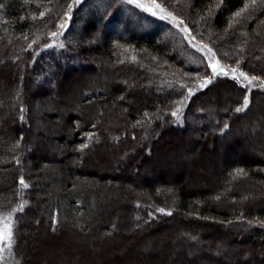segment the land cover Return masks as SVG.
I'll return each instance as SVG.
<instances>
[{
	"label": "trees",
	"instance_id": "obj_1",
	"mask_svg": "<svg viewBox=\"0 0 264 264\" xmlns=\"http://www.w3.org/2000/svg\"><path fill=\"white\" fill-rule=\"evenodd\" d=\"M75 1L77 2V0H0V57L12 63L21 62L23 66L30 68L26 86L23 87L25 79L22 78L17 93L9 95L6 100L12 109L13 116L10 117L14 121V128L7 126L10 120L7 115L5 129L8 131V128H11L12 132H9L11 142L2 148L3 157L0 158V190H3L4 198L8 199L5 204L7 207L0 210V264H39L35 261V248L29 232L33 226L39 224L35 213H39L40 206H47L44 209L47 214L45 221L51 230L60 225V218L63 215L75 222L87 224L93 215L98 214L96 203L91 204V200L99 192L90 191L84 183L89 176L83 175L80 169L76 166L71 167L68 163L74 159L83 163L84 154L91 148L94 149L93 141L102 133V130H97L93 112L90 113L92 108L88 109L90 108L88 105H92V101L97 102L99 111L103 112L107 107V104L102 105L105 100L110 99L111 102L118 104L125 93L120 92V86L112 82L115 79L114 75L110 77L112 81H109L108 86L107 83L101 85L98 79L94 82L93 89L79 98L77 103H67L65 95L70 92L72 83L77 87L83 86L87 78V75H78L76 79H70L69 72L75 73L76 70L82 72L83 68L88 70L87 62L98 57L103 59L106 66L116 70V75L123 73L124 69H131L138 77L140 76L142 84L147 85L149 92L161 90L162 94L150 103L151 110L143 111L142 107L148 104L145 102L141 104L142 106L136 104L135 107H126L125 117L131 122L130 139L135 132L146 127L150 126L152 130L159 128V124L152 121L153 119L159 117L171 119L172 113L182 107L183 116L179 117L181 122L179 125L174 124V129L184 132L189 128L188 117L196 119L199 116L198 113L189 111L190 103L205 100L209 89L187 94L188 90L197 86L199 80L195 77L198 72L196 68L186 66L178 53L171 52L166 44L160 42L164 33L174 34L175 27L169 21L153 18L135 8H127L132 16H128L126 20L121 8L122 0L119 2L109 0L107 5L103 0H96L103 8L97 7L91 0H82L78 5ZM150 1L156 2L165 11L180 19L190 30L191 38L211 48L220 63L237 60L242 68H245V63L253 64L250 73L264 81L262 76L264 73L260 75L264 65H257L264 63V0ZM89 3L90 7L83 9ZM71 8L75 11L72 12ZM138 19L148 20L156 24L157 28L139 31L132 22ZM115 28L116 31L113 30ZM118 29L120 35L116 33ZM179 34L181 39L184 35ZM218 35L223 37L218 38ZM103 37V42L98 43ZM184 40L187 41L185 36ZM228 47L233 48V56H228L230 55ZM253 48L256 51L260 49L263 51L259 63L252 59ZM67 57L71 63L69 65L65 63L66 68L63 71L61 67ZM88 72L92 74L94 70L90 68ZM209 73L213 75L210 69ZM0 79H5L7 84L11 82L10 76L1 72ZM223 81L234 85L235 89L239 88L236 89L237 99L231 101L233 104H230L228 113L221 118L226 123L223 134L231 135L232 120L237 123L239 118L245 119V116L251 115L253 109L255 116L264 110V104L260 102L261 98L264 101V91L256 95L259 99H256L255 103V94L248 95L245 87L232 80ZM52 85L56 89L54 94H50ZM31 87L34 92L31 91ZM245 98L248 101L247 105L244 104ZM186 100L188 103L185 105ZM237 108L240 111H236ZM32 120L36 126L34 134L37 148L27 153L21 151L19 147L25 138L23 124L26 122L28 124ZM111 130L110 133L120 135L118 129L112 132ZM259 130V122L256 121L255 126L242 139L248 142V145L254 143L253 141L260 137ZM0 138H5L1 124ZM242 139H234L233 143L223 144V148L226 149L224 151L229 153L230 159L222 164L221 177L240 175L244 180L250 179L257 183L262 189L264 158L251 152L252 160L249 163L246 161L242 163L240 154L246 152L245 154L250 155L243 151ZM46 143L53 150L56 149L57 153L47 157L42 151ZM259 171H262V175ZM46 172H49V176ZM21 179L24 180L23 185L20 183ZM163 181L164 179H159L158 182L147 185L151 198L138 206L137 215L141 219L139 221L145 224V229L161 221L179 222L183 225L184 222L180 218L186 216L204 223H223L230 227L245 228L254 235L251 244L259 240L260 248L264 250L263 208L249 207L241 212L235 210L231 215L213 208L214 202L223 194H226L227 200L236 199L235 194L239 190L237 188L235 191L229 190L235 188L231 180L227 179L223 190L220 189L213 194L205 193L203 197H197L193 191L186 188V182L182 181L174 200H170L168 196L163 195V198L160 196L158 188L166 187ZM32 209L35 211H30ZM92 229H94L92 226H88L85 232ZM212 246L210 244L209 249ZM225 249L227 247H222L219 253ZM254 260H258L254 264H264V256L260 259L254 257Z\"/></svg>",
	"mask_w": 264,
	"mask_h": 264
},
{
	"label": "rangeland",
	"instance_id": "obj_2",
	"mask_svg": "<svg viewBox=\"0 0 264 264\" xmlns=\"http://www.w3.org/2000/svg\"><path fill=\"white\" fill-rule=\"evenodd\" d=\"M81 1L77 0L75 4L78 5ZM103 1L107 5L109 0ZM91 2L103 8L101 4L96 3V0H91ZM90 4L84 6L83 9L89 8ZM122 4L121 8L126 20L128 16H132L127 8H135L153 18L172 23L175 27L174 34L164 33L160 42L166 44L171 52L178 53L180 60H183L186 66L196 68L198 75L195 79L199 80L198 84L188 90L187 94L191 95L197 91L209 89L205 100L190 103L189 111L198 113L199 116L196 119L188 117L189 128L187 127L188 129L184 132L174 129V124L179 125L181 122L179 117L183 116L181 111L184 107H182L173 112L175 115L172 113L171 119L167 117L153 119L152 121L159 124V128L152 130V127H146L144 130L135 132L131 140V122L125 117L126 107L148 103L146 107H142L143 111L151 110L150 103L162 94L161 90H151L152 93H150L147 85L142 84L140 76L138 77L131 69H124L123 73L116 75L117 71L106 66L103 59L98 57L87 62L88 70L83 68L82 72L78 70L75 73L69 72L70 79H76L78 75H87V78L83 86L77 87L72 83L70 92L65 95L67 103H77L79 98L93 89L94 82L98 79L101 85L107 83L108 86L110 77L114 75L115 79L111 81L119 85L120 92L125 95L118 101V104L111 102L110 99L105 100L102 105L107 104V107L103 112L99 111L97 102L92 101V105H88L90 107L88 109L92 108L90 113L93 112L96 128L102 130V133L94 139V149L91 148L84 154L83 163L78 159L68 163L71 167L76 166L80 169L83 175L89 176L84 183L90 191L99 192L91 200V204L96 203L98 214L93 215L87 224L75 222L63 215L60 218V225L55 230H51L45 221L47 214L44 209L47 206H40L39 213H35L39 224L33 226L29 232L35 248V261L39 264H254L258 260L253 261V258L260 259L264 256V250L260 248L259 240L251 244L254 235L245 228L230 227L223 223H204L183 216L180 218L184 222L183 225L179 222L161 221L145 229V224L139 221L141 219L137 214L139 204L151 198L147 191L150 188L147 185L158 182L159 179H164L163 182L166 184V187L158 188L160 196L162 198L163 195L168 196L170 200H174L177 196V188L182 181L186 182V188L193 191L197 197H203L205 193L213 194L220 189L223 190L228 179L235 185V188L229 190L235 191L236 188L239 190L235 194L236 199L227 200L226 194H223L219 200L214 202L215 210H223L231 215L235 210L241 212L249 207L264 209V188L260 189L257 183L250 179L244 180L240 175L221 177L222 164L230 159L223 144L233 143L234 139L240 140L246 137L256 121L259 122L260 137L253 141L255 144L249 145L242 139L243 151H247L250 155L244 152L240 154V160L242 163H249L252 160L251 152L264 158V110L255 116L253 109L254 112L251 111V115L245 116L246 120L241 117L237 123L232 120L230 122L233 126L232 134H223L226 123L221 118L228 113L230 104H233L231 101L237 99L236 89H239L236 86L235 89L234 85L223 80H232L245 87L248 95L255 94V103L256 99H259L256 95L264 91V81L256 77L252 79L254 77L251 74L253 64L245 63V68H242L237 60L227 61L223 63L224 65L220 63L211 48L194 41L188 27L156 2L122 0ZM74 9L76 10V7ZM74 9L71 8V11H75ZM132 22L139 31L157 28L156 24L148 20L138 19ZM128 23H126L127 26ZM113 30L116 31V28ZM116 33L120 35L121 32L118 29ZM179 33L192 43L189 44L184 40V36L180 39ZM104 34L103 31L102 35ZM222 37L223 35H218V38ZM103 40L104 37L99 39L98 43H102ZM228 52H230L228 56H233L232 47H228ZM262 52V49L256 51L253 48L252 59L259 63L263 57ZM63 61L61 69L64 71L66 68L64 64L69 65L71 60L67 57ZM211 65H217L223 71L213 73ZM257 65H264V63ZM90 68L94 70V73L89 74ZM209 69L213 75L209 73ZM29 70L30 68L23 66L21 62L12 63L0 57V72L4 75L8 74L11 78L10 84H7L5 79H0V124L5 132V138H0V158L3 157L2 148L11 142L9 132H12V129L8 128V131L5 129L7 115L10 119L7 126L14 128V121L10 117L13 116L12 109L6 100L9 95L17 93L16 90L22 78L25 79L23 87L26 86ZM261 70L260 75L264 73V68L262 67ZM241 73H244L248 79H245ZM58 89L60 90V87ZM50 90V94L56 91L53 85ZM31 91L34 92L32 87ZM260 100L264 104L263 99ZM186 103L188 100L185 105ZM33 121L23 124L25 138L19 148L27 153L37 148L34 134L36 126ZM110 129H118L120 135L110 133ZM43 147L42 151L47 157L57 153L55 152L57 150H53L48 143ZM259 172L262 175V171ZM46 175L49 176V172H46ZM2 191L0 190V210L7 207L5 204L8 202V199L6 200L2 195ZM30 211H35V209ZM88 226L94 229L85 232ZM210 244L213 246L209 249ZM222 247H227V249L219 253Z\"/></svg>",
	"mask_w": 264,
	"mask_h": 264
},
{
	"label": "snow or ice",
	"instance_id": "obj_3",
	"mask_svg": "<svg viewBox=\"0 0 264 264\" xmlns=\"http://www.w3.org/2000/svg\"><path fill=\"white\" fill-rule=\"evenodd\" d=\"M141 6H143V5H141ZM154 15H155V13H153ZM211 68H212V72L213 73H215V72H217V71H223V69L222 68H218L217 67V65H211ZM241 75L242 76H245V79H248V77L244 74V73H241ZM252 79H255V77H253ZM249 83H251V80H249ZM247 103H248V101H247V99L245 98V100H244V104L245 105H247ZM237 111H240V109L239 108H237L236 109ZM173 115H175V113H173ZM20 183L23 185L24 184V180L23 179H21L20 180ZM27 185H25V187H26ZM162 211V210H161ZM170 214V213H169ZM8 238L10 239L11 238V228L9 227L8 228Z\"/></svg>",
	"mask_w": 264,
	"mask_h": 264
}]
</instances>
